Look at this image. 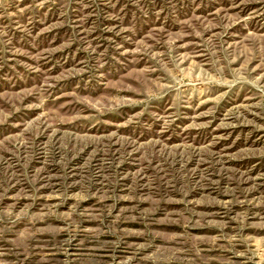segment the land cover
Masks as SVG:
<instances>
[{
  "label": "rangeland",
  "instance_id": "374dc122",
  "mask_svg": "<svg viewBox=\"0 0 264 264\" xmlns=\"http://www.w3.org/2000/svg\"><path fill=\"white\" fill-rule=\"evenodd\" d=\"M0 264H264V0H0Z\"/></svg>",
  "mask_w": 264,
  "mask_h": 264
}]
</instances>
